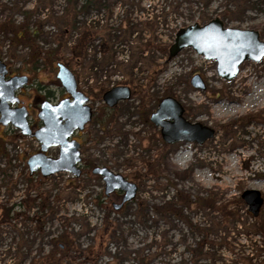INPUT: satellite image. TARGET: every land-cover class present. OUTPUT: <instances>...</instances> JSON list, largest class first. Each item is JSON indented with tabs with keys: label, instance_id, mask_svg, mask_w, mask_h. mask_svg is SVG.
Here are the masks:
<instances>
[{
	"label": "rangeland",
	"instance_id": "rangeland-1",
	"mask_svg": "<svg viewBox=\"0 0 264 264\" xmlns=\"http://www.w3.org/2000/svg\"><path fill=\"white\" fill-rule=\"evenodd\" d=\"M0 0V60L26 76L20 97L36 122L44 101L65 94L57 64L89 98L82 160L137 186L122 209L85 174L29 175L36 144L0 125V264H264V59L221 80L216 64L182 50L175 33L218 18L264 41V5L244 0ZM199 75L204 92L190 79ZM246 77H248L246 79ZM127 86L131 100L107 109L102 95ZM173 97L184 118L214 130L201 145L165 144L150 121ZM19 149L21 152H19ZM52 159L57 150L48 152ZM260 194L256 215L241 198ZM8 215V216H6Z\"/></svg>",
	"mask_w": 264,
	"mask_h": 264
},
{
	"label": "water",
	"instance_id": "water-1",
	"mask_svg": "<svg viewBox=\"0 0 264 264\" xmlns=\"http://www.w3.org/2000/svg\"><path fill=\"white\" fill-rule=\"evenodd\" d=\"M184 49H191L204 60L215 62L216 74L225 82L237 77L244 62L260 63L264 59V41L258 32L225 28L218 18L204 25L193 24L179 29L168 49V60ZM7 76L8 69L0 60V125L10 126L22 137H32L38 142L39 151L26 161L29 174L39 173L42 178H47L58 173H69L79 177V144L71 140V137L91 121L93 112L89 107V98L77 90L74 74L64 64H57L55 78L69 97L56 104L42 102L37 113V119L41 122L38 129L30 127L25 108L12 107L19 103L16 94L26 87L28 78ZM190 85L197 91L204 92L206 89L199 75L190 79ZM131 97L129 87L117 86L103 93L102 102L106 108L112 109L120 102L131 100ZM183 114V106L173 97H166L151 113L149 121L160 129L161 138L168 145L181 141L201 145L213 137L214 130L187 122ZM52 148H58V155L54 159L47 155ZM92 174L101 177L106 196L115 191L123 192L121 206L135 198L137 186L123 176L104 167H95ZM241 198L248 205L249 211L256 215L262 205L260 194L246 191Z\"/></svg>",
	"mask_w": 264,
	"mask_h": 264
},
{
	"label": "flooded vegetation",
	"instance_id": "flooded-vegetation-1",
	"mask_svg": "<svg viewBox=\"0 0 264 264\" xmlns=\"http://www.w3.org/2000/svg\"><path fill=\"white\" fill-rule=\"evenodd\" d=\"M8 69V68H7ZM9 77H12V76H10L9 75V71H8V76L6 77V78H9ZM26 77V76H25ZM248 77H246V79H247ZM76 79V78H75ZM77 81V80H76ZM29 79H28V83H27V85L29 84ZM78 84V83H77ZM26 85V86H27ZM25 88V87H24ZM24 88L23 89H21L17 94H16V96H17V98H18V100H19V103L18 104H16V105H14V106H12V107H14V108H25L26 110H27V112H28V118H29V110H28V108H27V106L25 105V103H24V100L20 97V94H22L23 93V90H24ZM62 88V87H61ZM63 90V89H62ZM78 90V89H77ZM63 92H64V90H63ZM64 94H65V96H64V98H62V99H65V98H68L69 96L64 92ZM131 94H132V90H131ZM62 99H60V100H62ZM59 100V101H60ZM59 101H57L56 103H58ZM49 102V101H48ZM90 102V101H89ZM56 103H52V104H56ZM104 105V104H103ZM105 106V105H104ZM118 107V105L117 106H115L114 108H112V109H109V108H107V109H109V110H114V109H116ZM39 112V111H38ZM92 112H93V110H92ZM36 119H37V115H36ZM92 119H93V113H92V118H91V121L90 122H88L85 126H84V128H83V130H81V131H76L74 134H73V136L71 137V140H74V141H76L78 144H79V153H80V161H79V163H78V168H79V170H80V176L81 175H83V174H85L87 177H91V176H93L94 178H96V179H99V180H101L102 181V179H101V177L100 176H98V175H93L92 174V170L95 168V167H97V166H93V164L92 163H90V162H88V161H86V162H84L83 160H82V154H81V152H80V150H81V148H82V143H81V141L79 140V138L80 137H82L83 136V134L86 132V129H87V127L89 126V124L92 122ZM30 120V119H29ZM28 120V121H29ZM29 125H30V127L32 128V129H38L39 127H41V122L37 119L36 120V122L35 123H30L29 122ZM166 144V143H165ZM168 145V144H167ZM56 150H57V154H58V148H55ZM50 151V150H49ZM89 175H91V176H89ZM79 176V177H80ZM78 178V177H77ZM105 195V194H104ZM106 196V195H105ZM108 196H113V197H115L118 201H119V204L117 205V206H121V204H122V197H123V192H121V191H115V192H113V193H111V194H109ZM108 196H106V197H108ZM128 205V203L127 204H123L122 206H121V208H119V209H122V208H124V207H126ZM116 205H113V208H115V207H117ZM119 209H117V210H119Z\"/></svg>",
	"mask_w": 264,
	"mask_h": 264
},
{
	"label": "trees",
	"instance_id": "trees-1",
	"mask_svg": "<svg viewBox=\"0 0 264 264\" xmlns=\"http://www.w3.org/2000/svg\"><path fill=\"white\" fill-rule=\"evenodd\" d=\"M247 4H249V7L254 9L256 6L260 5H264V0H244ZM78 2H81L82 6V10H85L90 3L92 2H100V0H67V3L76 6ZM19 136V135H17ZM20 137V136H19ZM41 177V176H40ZM8 216V215H6Z\"/></svg>",
	"mask_w": 264,
	"mask_h": 264
},
{
	"label": "built area",
	"instance_id": "built-area-1",
	"mask_svg": "<svg viewBox=\"0 0 264 264\" xmlns=\"http://www.w3.org/2000/svg\"><path fill=\"white\" fill-rule=\"evenodd\" d=\"M27 139H29L30 141L34 142L36 144L37 148H38V143L34 139H32V138H27ZM19 152H21L20 149H19Z\"/></svg>",
	"mask_w": 264,
	"mask_h": 264
}]
</instances>
